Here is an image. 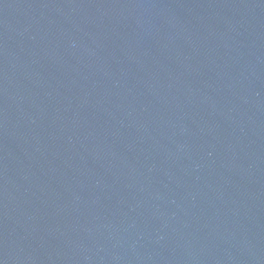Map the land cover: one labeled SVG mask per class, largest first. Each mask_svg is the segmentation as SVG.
<instances>
[{
	"label": "water",
	"instance_id": "1",
	"mask_svg": "<svg viewBox=\"0 0 264 264\" xmlns=\"http://www.w3.org/2000/svg\"><path fill=\"white\" fill-rule=\"evenodd\" d=\"M0 264H264V0H0Z\"/></svg>",
	"mask_w": 264,
	"mask_h": 264
}]
</instances>
